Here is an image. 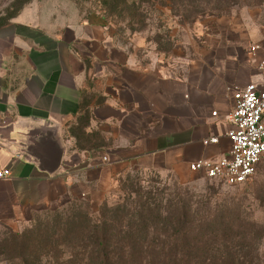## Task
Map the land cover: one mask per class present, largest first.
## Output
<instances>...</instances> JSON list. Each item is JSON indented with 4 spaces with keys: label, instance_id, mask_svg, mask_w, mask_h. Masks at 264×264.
Masks as SVG:
<instances>
[{
    "label": "crops",
    "instance_id": "obj_1",
    "mask_svg": "<svg viewBox=\"0 0 264 264\" xmlns=\"http://www.w3.org/2000/svg\"><path fill=\"white\" fill-rule=\"evenodd\" d=\"M220 31L214 49L176 72L117 48L99 12L27 3L0 27V169L11 170L0 214L68 196L96 208L130 169L185 178L198 174L192 162L228 155L233 93L264 88V66L245 47L251 33Z\"/></svg>",
    "mask_w": 264,
    "mask_h": 264
},
{
    "label": "trees",
    "instance_id": "obj_2",
    "mask_svg": "<svg viewBox=\"0 0 264 264\" xmlns=\"http://www.w3.org/2000/svg\"><path fill=\"white\" fill-rule=\"evenodd\" d=\"M19 6L8 22L31 0H17ZM109 14L138 12L135 0H98ZM150 3V0H140ZM262 0H258L261 2ZM198 6L200 18L229 14L235 6L251 0H188ZM198 4V5H197ZM198 15L195 18H198ZM6 22V23H8ZM78 131L85 137L83 123ZM145 168L126 171L118 182L124 189L122 202L111 206L104 201L97 215L89 210H74L54 231L40 236L14 234L4 240L15 245V264H251L253 257L238 254L233 246L247 233H236L228 211L211 199L194 200L191 194L168 193L157 179L146 181ZM155 170V169H154ZM160 171V170H156ZM144 182H149L144 186ZM187 190V187L185 188ZM188 192V191H187ZM215 193H212L214 195ZM210 196V197H211ZM240 217V216H238ZM234 243V244H232ZM224 246V250L222 249ZM6 248V247H5ZM260 258V256H256ZM260 262V259L258 260ZM258 261L256 263H258Z\"/></svg>",
    "mask_w": 264,
    "mask_h": 264
},
{
    "label": "rangeland",
    "instance_id": "obj_3",
    "mask_svg": "<svg viewBox=\"0 0 264 264\" xmlns=\"http://www.w3.org/2000/svg\"><path fill=\"white\" fill-rule=\"evenodd\" d=\"M69 1L84 13L99 12L115 46L128 55L133 54L144 65L156 64L180 72L215 48L214 44L223 39L221 29H225V39L238 36L232 31L251 33L245 41L247 50L253 43L264 45V0L240 4L223 16L202 18L196 12L198 6H190L188 0H150V3L135 0L138 12L129 10L122 16L109 14L98 0ZM18 6L17 0H0V27L7 24ZM141 175L149 182L157 179L158 185L166 187L168 193L179 192L184 198L189 193L194 200L209 198L214 205L223 204L230 208L240 206L239 215L228 211V215L232 214L230 226L236 233H247V236L238 238L232 248L238 254L253 257L251 264H264V162L251 180L239 185H229L199 174L180 178L173 171L151 168H145ZM121 177H126V173ZM149 182H144V186L147 187ZM121 187L116 182L105 200L107 204L113 206L124 200L125 193ZM212 193L215 194L211 196ZM100 206L94 208L84 197L68 196L18 217L0 214V264H15L10 258L17 253L15 245L8 243L4 246L5 239L10 240L14 234L40 236L43 230L54 231L63 226V221L74 210H89L97 215ZM257 255L260 258H256Z\"/></svg>",
    "mask_w": 264,
    "mask_h": 264
},
{
    "label": "built area",
    "instance_id": "obj_4",
    "mask_svg": "<svg viewBox=\"0 0 264 264\" xmlns=\"http://www.w3.org/2000/svg\"><path fill=\"white\" fill-rule=\"evenodd\" d=\"M262 52L261 44L253 43L250 53ZM232 128L228 132L231 151L217 160H199L190 164V169L199 175L221 180L229 185L244 184L255 175L264 162V88L248 83L233 93V109L229 115ZM212 137L209 141H217ZM10 168L0 169V179L8 178Z\"/></svg>",
    "mask_w": 264,
    "mask_h": 264
}]
</instances>
